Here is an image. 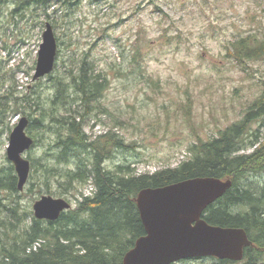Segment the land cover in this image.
Wrapping results in <instances>:
<instances>
[{"label": "rangeland", "instance_id": "374dc122", "mask_svg": "<svg viewBox=\"0 0 264 264\" xmlns=\"http://www.w3.org/2000/svg\"><path fill=\"white\" fill-rule=\"evenodd\" d=\"M19 1L0 0V97L12 93L9 110L0 119L3 177L12 165L6 157L10 132L21 116L28 117L23 111L29 112L16 105L19 112L13 113L12 98L36 90L47 103L56 75L76 71L85 54L106 81L98 100L103 113L90 115L84 131L93 136L112 129L133 144L115 148L104 163L107 168L130 164L137 173H152L175 167L189 157L188 147L197 138L216 137L241 120L256 100H264V50L237 60L231 48L248 35L263 39L264 0H53L49 7L29 4L26 10ZM47 21L57 40L55 64L51 73L33 80ZM4 102L2 97L1 107ZM261 117L249 120L242 134L247 147L240 153L252 151L250 133L263 137ZM37 132L39 141L26 151L27 158L36 163L48 158L54 165L49 155L54 134ZM39 180L30 181L20 198L14 195V202L13 194L0 191L3 204H20L25 220L14 222L17 231L30 224L32 204L42 195L64 197L70 209L76 204L72 191L55 181L47 190ZM263 180L253 172L241 183L257 189ZM80 189L82 194L91 191L89 186ZM210 261L197 257L177 263Z\"/></svg>", "mask_w": 264, "mask_h": 264}, {"label": "trees", "instance_id": "16d2710c", "mask_svg": "<svg viewBox=\"0 0 264 264\" xmlns=\"http://www.w3.org/2000/svg\"><path fill=\"white\" fill-rule=\"evenodd\" d=\"M19 2L26 10L29 4L49 7L53 0ZM231 48L237 60L254 58L264 50V37L256 40L248 35L232 42ZM103 81L106 79L96 72L85 54L76 71L68 69L56 75L47 103L36 90L12 98L13 113L19 112L16 105L29 109L23 112L28 114L27 133L34 140L32 147L39 141L38 130L54 134L49 155L55 164L47 163L48 158L37 163L31 158L30 174L22 191L17 189L13 166L6 168L4 177L0 169V191L13 194L14 202L13 196L20 198L30 189L27 184L33 179H40L47 190L55 181L72 191L76 204L55 220L31 217L30 224L17 231L14 222L24 224L18 211L20 204L12 207L0 198V264H121L125 252L145 233L136 205L138 192L205 176L229 179L231 186L206 207L203 218L213 225L241 227L251 241L240 260L211 257L208 264H264V180L257 189L241 183L243 177L253 172L264 179V135L259 138L250 133L254 136L250 142L253 149L240 153L247 147L242 145V134L249 120L260 113L264 118V100H256L241 120L219 131L216 137L197 138L188 147L189 157L177 166L137 173L130 164L113 168L104 165L115 148L128 149L133 144H127L112 129L94 137L84 131L90 115L103 113L98 104L105 89ZM10 96L8 90L0 97V104L2 97L5 99L0 105V119L9 110ZM87 186L91 191L82 194L80 188ZM27 213L28 210L24 216Z\"/></svg>", "mask_w": 264, "mask_h": 264}, {"label": "water", "instance_id": "95a60500", "mask_svg": "<svg viewBox=\"0 0 264 264\" xmlns=\"http://www.w3.org/2000/svg\"><path fill=\"white\" fill-rule=\"evenodd\" d=\"M56 54L57 40L47 21L33 80L51 73ZM28 124L27 116L18 119L6 148L19 191L23 190L31 170V162L25 154L34 142L27 133ZM230 186L229 179L205 176L141 189L136 196V205L145 233L125 252L121 264H171L197 257L240 260L244 248L251 244L246 231L241 227L213 225L203 218L206 207ZM70 208L69 200L51 195H42L32 204L34 217L45 220H55Z\"/></svg>", "mask_w": 264, "mask_h": 264}]
</instances>
